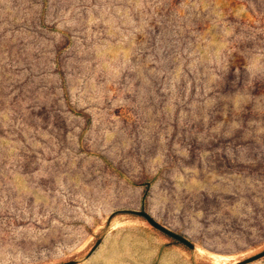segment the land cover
I'll list each match as a JSON object with an SVG mask.
<instances>
[{
  "label": "rangeland",
  "instance_id": "374dc122",
  "mask_svg": "<svg viewBox=\"0 0 264 264\" xmlns=\"http://www.w3.org/2000/svg\"><path fill=\"white\" fill-rule=\"evenodd\" d=\"M263 249L264 0H0V264Z\"/></svg>",
  "mask_w": 264,
  "mask_h": 264
},
{
  "label": "water",
  "instance_id": "95a60500",
  "mask_svg": "<svg viewBox=\"0 0 264 264\" xmlns=\"http://www.w3.org/2000/svg\"><path fill=\"white\" fill-rule=\"evenodd\" d=\"M125 211H128V212H132V213H136V214H139L141 216H143L146 221L151 225L153 226L154 228L160 230L161 232H163L164 234L168 235L169 237L173 238L174 240L178 241L179 243H182L184 244L185 246L189 247V248H192L193 247V242L190 241L186 236H184L183 234L179 233V232H176L174 231L173 229L165 226L164 224L158 222L149 212H147L146 210L144 209H124ZM100 238H97L95 240V242L91 245V247L89 248V251H88V254L94 249V247L98 244ZM264 256V249L257 252V253H254L252 255H248L246 256L245 258H242L240 261H236L234 264H242V263H245V262H251L253 260H257L261 257ZM75 262L74 259H69V260H65V261H62V262H58V263H55V264H73Z\"/></svg>",
  "mask_w": 264,
  "mask_h": 264
}]
</instances>
